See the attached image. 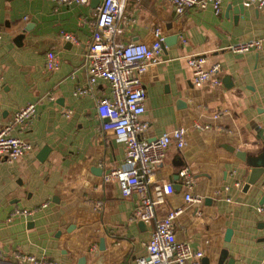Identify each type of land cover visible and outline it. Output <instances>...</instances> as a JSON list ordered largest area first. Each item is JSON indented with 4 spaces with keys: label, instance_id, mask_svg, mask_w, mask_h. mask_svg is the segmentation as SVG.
<instances>
[{
    "label": "crops",
    "instance_id": "1",
    "mask_svg": "<svg viewBox=\"0 0 264 264\" xmlns=\"http://www.w3.org/2000/svg\"><path fill=\"white\" fill-rule=\"evenodd\" d=\"M100 2L0 0V125L17 107L35 106L25 124L11 129L30 148L12 161L0 156V264H24L13 252L52 264H137L145 252L154 220L133 218L137 192L122 196L115 179H103L124 156L123 142L101 129L95 111L109 84L97 78L87 93L73 94L87 84L84 54ZM240 2L222 0L216 15L209 6L176 13L167 0H124L117 21L120 43L149 44L155 27L163 38L173 35L139 75L145 106L139 118L146 122L139 136L184 127V144L166 148L148 186L173 184L155 204V218L179 208L175 237L200 249L203 264H263L264 223L254 206L263 196L264 169L244 186L249 165L234 151L255 156L264 145L256 130L264 131V4L242 2L239 11ZM63 31L75 40L63 38ZM255 38V49L226 47ZM47 50L58 59L53 70L44 67ZM190 54L217 61L220 82L193 85ZM194 121L208 127L195 128ZM185 166L190 186L177 175ZM186 191L198 200H184ZM15 207L32 213L7 220Z\"/></svg>",
    "mask_w": 264,
    "mask_h": 264
},
{
    "label": "built area",
    "instance_id": "2",
    "mask_svg": "<svg viewBox=\"0 0 264 264\" xmlns=\"http://www.w3.org/2000/svg\"><path fill=\"white\" fill-rule=\"evenodd\" d=\"M57 1L66 4L86 2V0ZM241 1L246 4L254 3L257 7L264 4V0ZM167 2L176 13H181L188 7L201 9L209 6L217 15L221 11L222 0H167ZM123 4L124 0H101L96 7L83 61L87 72V84L76 87L73 94L87 93L97 78H103L109 84V95L95 99V111L102 120L101 129L123 142L124 156L119 165L103 175V179L108 180L110 177L115 179L122 196H127L132 191L137 192L138 202L131 213L133 218L142 221L154 220L145 244V252L137 257V264H203L200 249L193 248L188 242L175 237L172 222L179 208L168 210L162 217L155 218V204L162 201L163 195L173 191V184L171 182L155 184L151 192L148 183L152 167L163 160L165 150L170 144H174L176 148L182 147L185 129L178 126L152 139L139 136L146 128V122L139 118L145 109L144 89L139 75L149 64L156 61L163 35L160 28L155 27L154 39L149 44L118 42L117 21ZM61 35L65 39L75 40L71 33L63 31ZM259 45L260 40L255 38L230 43L226 47L234 52H242L258 48ZM205 62V55L190 54L186 57V63L191 69V82L195 86H200L206 81L213 85L220 82L217 76L219 63ZM57 66L58 59L54 52L47 50L44 55V67L53 70ZM34 111V103L27 102L13 111L9 122L0 125V156L5 160L12 161L30 148V143L11 134V129L14 124H25ZM193 126L199 129L208 127L206 123L197 121L193 122ZM177 175L183 185L190 186L192 178L186 166L180 168ZM259 188L264 194V181L259 184ZM183 198L186 201L198 200V197L192 196L188 191L183 194ZM254 209L262 215L264 223V197L255 204ZM31 213L32 209L15 207L9 211L6 219L9 220L13 216L28 217ZM261 249V260L264 264V241ZM12 255L18 262L24 264H52L50 259L43 256L23 252H13Z\"/></svg>",
    "mask_w": 264,
    "mask_h": 264
},
{
    "label": "water",
    "instance_id": "3",
    "mask_svg": "<svg viewBox=\"0 0 264 264\" xmlns=\"http://www.w3.org/2000/svg\"><path fill=\"white\" fill-rule=\"evenodd\" d=\"M241 5H242L241 2L238 3L239 11H241ZM170 39L171 40L174 39L173 35L168 36V38L164 37L162 39L161 46L163 45V43L167 44L168 40H170ZM256 130H257L258 136H260L262 141L264 142V131L262 130L261 127H257ZM231 150H233V148ZM234 153L237 157L241 158L242 160H244L249 165V172H248L246 179L244 181V186H247V185L253 183L257 179L259 174L262 172V170L264 169V145L262 146L261 151L255 156H245L244 151L238 150V149H235ZM89 172L90 173L95 172L94 168L91 167ZM263 197H264V194H263L262 198ZM262 198H261V200H262ZM228 234H229V229H227L225 232V238H227Z\"/></svg>",
    "mask_w": 264,
    "mask_h": 264
}]
</instances>
